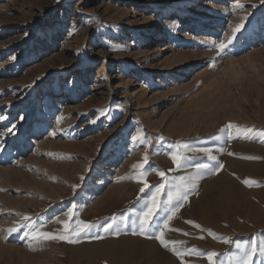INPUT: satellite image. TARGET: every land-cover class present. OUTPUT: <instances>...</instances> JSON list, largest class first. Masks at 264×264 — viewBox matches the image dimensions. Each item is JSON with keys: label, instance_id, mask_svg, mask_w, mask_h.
Returning <instances> with one entry per match:
<instances>
[{"label": "rangeland", "instance_id": "1", "mask_svg": "<svg viewBox=\"0 0 264 264\" xmlns=\"http://www.w3.org/2000/svg\"><path fill=\"white\" fill-rule=\"evenodd\" d=\"M0 149V264H264V0H0Z\"/></svg>", "mask_w": 264, "mask_h": 264}, {"label": "snow or ice", "instance_id": "2", "mask_svg": "<svg viewBox=\"0 0 264 264\" xmlns=\"http://www.w3.org/2000/svg\"><path fill=\"white\" fill-rule=\"evenodd\" d=\"M237 7L242 8L243 5L242 4H237ZM243 27V24H239L236 26V28L234 29V33L239 31L241 28ZM228 43H231V40L228 41ZM227 45L224 43H220L218 45L220 50H223ZM236 127L235 125L229 123L227 125L228 129H232ZM248 131H252L251 129H249ZM134 140L139 139L138 137H134ZM140 142H143L142 140ZM2 150V149H0ZM201 151H204L206 154H208L209 158L212 160H215L216 157L212 156L210 151L207 149H202ZM231 154V153H230ZM247 159H258V157H246ZM172 159L174 162H178V157L176 155L172 156ZM144 162H147V154L144 157ZM133 167L135 168H143L144 164H137L134 165ZM196 167L198 169H206L209 168L210 166L207 164H199L196 165ZM220 167L222 168L223 165H220ZM145 175L144 172L141 173V176ZM159 175L161 177H163L165 174L164 172H160ZM195 177L192 178H181V180H184L185 183H183L182 185H172V189L171 191L168 192L167 195V215L164 218V227H167L168 221L172 218V216L179 211V209L183 206V204L181 203L182 201L187 199V193H186V189L189 188H195ZM246 184H249V186H251L252 181L250 180H245L244 181ZM150 186L145 182L144 187L140 188V192L144 193L146 188H149ZM165 188V184L161 183L159 184L156 188H155V192L152 193L151 197H150V203L146 204V210L141 212L139 214V220L138 221H133L134 224L138 223V228L136 230V232H134V234H140V235H144L149 228L152 226L153 223V217L158 215L157 209H161V202L159 197L161 196L162 190ZM163 210V209H161ZM70 216L73 215L72 213L69 214ZM29 217H24V220L27 221L29 220ZM124 219H127L126 217ZM79 227L78 228H73L72 229V234L74 236L77 237V239H68L67 236L65 235H60V236H54L51 233H42V232H37L36 236H34V239L37 237H42L43 239H48V240H52V239H61V240H65L68 239L69 243H78L79 242V235L81 232H84L88 229H90L91 227H93V225L83 222V221H78L77 222ZM115 223V217L111 218V223H108L105 226V231H109L113 228V224ZM188 223H193L192 221H188ZM23 225H21L22 227ZM65 227L67 229V224H65ZM195 227L200 228L201 226L199 224H195ZM17 228H10L8 231L11 233L13 231H17ZM118 234V233H117ZM187 235V233L185 234ZM95 238H99V237H95ZM158 239H160V243L162 245H164L165 247H168V243L166 242L162 237H157ZM227 242V241H225ZM171 243L175 244L178 243L177 241H171ZM182 243V242H179ZM172 251L176 252L177 255H181L180 252H177L175 248L172 249ZM191 251H196L195 249L191 250ZM218 254L216 252H211L208 254V259L210 261H212L213 257H216ZM255 255V246H253V251L251 253H249L248 257L245 259L244 264H248V261L251 259V257ZM214 264V262H213Z\"/></svg>", "mask_w": 264, "mask_h": 264}, {"label": "bare ground", "instance_id": "3", "mask_svg": "<svg viewBox=\"0 0 264 264\" xmlns=\"http://www.w3.org/2000/svg\"><path fill=\"white\" fill-rule=\"evenodd\" d=\"M147 39L149 42V40L153 39L151 36H147ZM154 40V39H153ZM192 65L189 67V70L191 69ZM252 146V145H250ZM230 165L232 167V171L233 173L237 176V177H242L243 175H245L246 171L249 170V168H252V167H249L250 166V163H248L246 160L245 161H239L238 159L236 158H228L227 159V162H226V165ZM251 175V174H250ZM253 175V174H252ZM233 177V176H232ZM202 183V182H201ZM238 187V186H237ZM236 185L230 180L229 177H222L219 178L218 181H216V183L214 184H211V186H207L206 187V191L208 193L209 196L213 197V199H217V197L219 196V199L221 198L222 201L227 198H229V195L232 194L233 190H235L236 188ZM203 189V188H202ZM212 189H215V192H212ZM236 192V191H234ZM218 195V196H217ZM234 196V195H232ZM238 196V195H237ZM204 197V196H203ZM205 198V197H204ZM207 199V198H206ZM218 202V201H217ZM220 202V201H219ZM201 203V202H200ZM221 203V202H220ZM216 204V201L213 203V205ZM212 205V206H213ZM220 205V204H219ZM223 205V203L221 204ZM220 205V206H221ZM227 205V204H226ZM222 208V207H221ZM218 210L219 212H221V209ZM212 210V208H211ZM210 210V211H211ZM205 215V214H204ZM179 216V215H178ZM205 217V216H204ZM206 218V217H205ZM93 245V244H92ZM84 248V247H83ZM98 248V246H97ZM94 252V251H93ZM96 252V251H95ZM91 253V252H90ZM94 256V255H93ZM131 256V255H130Z\"/></svg>", "mask_w": 264, "mask_h": 264}]
</instances>
